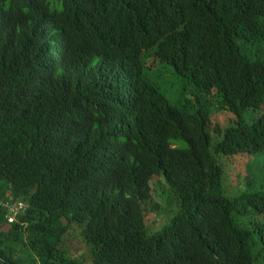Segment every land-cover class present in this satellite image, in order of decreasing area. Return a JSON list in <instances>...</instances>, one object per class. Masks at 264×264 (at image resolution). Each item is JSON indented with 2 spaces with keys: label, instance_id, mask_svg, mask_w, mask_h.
<instances>
[{
  "label": "trees",
  "instance_id": "trees-1",
  "mask_svg": "<svg viewBox=\"0 0 264 264\" xmlns=\"http://www.w3.org/2000/svg\"><path fill=\"white\" fill-rule=\"evenodd\" d=\"M263 153L264 0H0V264H84L74 225L93 264H264L263 176L216 159Z\"/></svg>",
  "mask_w": 264,
  "mask_h": 264
},
{
  "label": "rangeland",
  "instance_id": "rangeland-1",
  "mask_svg": "<svg viewBox=\"0 0 264 264\" xmlns=\"http://www.w3.org/2000/svg\"><path fill=\"white\" fill-rule=\"evenodd\" d=\"M151 61V60H150ZM171 74V73H170ZM169 75V74H168ZM156 83L163 93L168 97L170 101L175 103L184 102L185 96L182 91L177 92L176 87H174L173 80L167 75H161L159 79L156 81H152ZM190 98V95L188 96ZM250 112L246 114L249 117ZM214 120L220 121L223 127H226L230 124L235 123V117L225 116L224 114L214 113ZM216 159L219 164L225 168V176H224V187L230 197H235L240 195L244 189L245 184L248 182L258 183L260 176L261 181L264 179V153L261 155H246V156H236L232 158H227L224 155H217ZM160 185L165 188L166 192L168 191V187L163 178L157 177L152 183V201L150 208L153 210V207L159 206L156 210L157 213L152 212L148 215L149 229L151 232H158L166 227L168 224L172 222V220L179 214L181 210V206L177 201L172 199L174 198L171 195L166 194L167 196L162 200V189L160 190ZM164 192V191H163ZM25 206L22 205V208ZM18 210L14 211L17 213ZM14 221V217L10 218L9 223ZM64 247L69 251L71 255L79 256L84 264H93L91 250L84 242V238L82 236V229L74 225L73 230L69 232L64 241Z\"/></svg>",
  "mask_w": 264,
  "mask_h": 264
}]
</instances>
